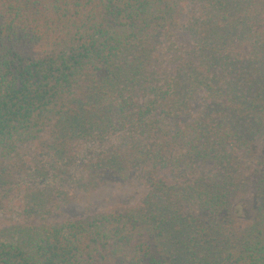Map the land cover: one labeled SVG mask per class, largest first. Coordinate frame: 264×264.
<instances>
[{"label": "trees", "instance_id": "1", "mask_svg": "<svg viewBox=\"0 0 264 264\" xmlns=\"http://www.w3.org/2000/svg\"><path fill=\"white\" fill-rule=\"evenodd\" d=\"M115 136L81 171H139L140 203L1 226L0 264H264V0H0V187L21 215L60 208L57 169ZM39 142L48 162L22 160Z\"/></svg>", "mask_w": 264, "mask_h": 264}, {"label": "rangeland", "instance_id": "2", "mask_svg": "<svg viewBox=\"0 0 264 264\" xmlns=\"http://www.w3.org/2000/svg\"><path fill=\"white\" fill-rule=\"evenodd\" d=\"M179 43L182 47H188L190 41L187 33H181L179 35ZM201 103V96L199 95L192 106L190 115H193L199 109ZM190 117H184L183 120H188ZM116 138L118 140L112 141L110 144L103 142L95 143L89 147L79 146L84 150L79 152V157L73 159V166L68 165L67 168L61 167L56 172L54 171L56 173L55 176H57V178L55 177V182H57L55 186L60 188V191L62 190L61 193L57 194V198L61 200L62 206L56 208L49 215L44 213L34 217L33 215L30 217L25 214L22 216L23 202L20 200L19 190L17 189L11 194H6L5 190L7 187L3 189L2 185L0 187V227L20 223L25 220L28 224H48L65 220H76L94 213H103L115 209H127L139 204L147 193L144 178L139 171H133L127 182L123 183L109 180L102 184L88 183V176L81 171L82 163L80 162L88 159L89 156L94 159L103 150H110V148L115 147L119 144V138ZM38 145H40V142L34 144L31 150L22 152L21 159L27 160L30 157L36 158L39 155L40 157L38 158L44 162L42 164L48 162L43 156L45 154L43 151L37 152L41 150ZM86 150L88 151L85 152ZM14 166L9 164L8 169H6L11 174L7 185H10V182L17 183L28 179L26 177L27 171H24L21 163H18V165L15 163ZM81 176L83 178L86 176V179H84L86 181H75ZM170 177L173 178V174ZM36 182L40 184L39 179ZM41 184L44 185L43 183ZM236 214L237 218L242 221L248 222L253 219L255 214V201L252 195V189L247 188L244 191L242 198L236 204Z\"/></svg>", "mask_w": 264, "mask_h": 264}]
</instances>
